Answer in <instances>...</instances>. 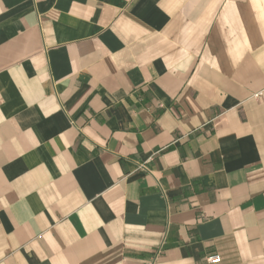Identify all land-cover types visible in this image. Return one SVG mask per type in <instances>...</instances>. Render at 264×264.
<instances>
[{
	"label": "crops",
	"instance_id": "0c3cea01",
	"mask_svg": "<svg viewBox=\"0 0 264 264\" xmlns=\"http://www.w3.org/2000/svg\"><path fill=\"white\" fill-rule=\"evenodd\" d=\"M0 264H264V0H0Z\"/></svg>",
	"mask_w": 264,
	"mask_h": 264
},
{
	"label": "built area",
	"instance_id": "2783aa9c",
	"mask_svg": "<svg viewBox=\"0 0 264 264\" xmlns=\"http://www.w3.org/2000/svg\"><path fill=\"white\" fill-rule=\"evenodd\" d=\"M207 261L209 263H217V262H219V257L218 256H211V257L207 258Z\"/></svg>",
	"mask_w": 264,
	"mask_h": 264
}]
</instances>
